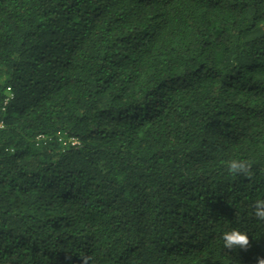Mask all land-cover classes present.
Returning a JSON list of instances; mask_svg holds the SVG:
<instances>
[{
  "label": "trees",
  "instance_id": "16d2710c",
  "mask_svg": "<svg viewBox=\"0 0 264 264\" xmlns=\"http://www.w3.org/2000/svg\"><path fill=\"white\" fill-rule=\"evenodd\" d=\"M0 122V264L264 258V0H0Z\"/></svg>",
  "mask_w": 264,
  "mask_h": 264
},
{
  "label": "clouds",
  "instance_id": "9594fccd",
  "mask_svg": "<svg viewBox=\"0 0 264 264\" xmlns=\"http://www.w3.org/2000/svg\"><path fill=\"white\" fill-rule=\"evenodd\" d=\"M245 169V161L233 159L227 166V171L230 175H235L238 171ZM256 216L259 219L264 220V200L256 201ZM223 247L232 249L239 247L244 249L249 244V236L240 231L239 229L233 228L222 233ZM83 259V264H87L86 258ZM257 264H264V258H259Z\"/></svg>",
  "mask_w": 264,
  "mask_h": 264
},
{
  "label": "built area",
  "instance_id": "2783aa9c",
  "mask_svg": "<svg viewBox=\"0 0 264 264\" xmlns=\"http://www.w3.org/2000/svg\"><path fill=\"white\" fill-rule=\"evenodd\" d=\"M2 126H3V123H2V122H0V127H2ZM74 143H77V142L75 141Z\"/></svg>",
  "mask_w": 264,
  "mask_h": 264
}]
</instances>
